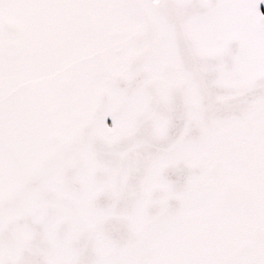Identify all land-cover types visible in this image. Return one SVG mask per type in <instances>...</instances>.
Listing matches in <instances>:
<instances>
[{"label": "snow or ice", "instance_id": "1", "mask_svg": "<svg viewBox=\"0 0 264 264\" xmlns=\"http://www.w3.org/2000/svg\"><path fill=\"white\" fill-rule=\"evenodd\" d=\"M264 0H0V264H264Z\"/></svg>", "mask_w": 264, "mask_h": 264}, {"label": "water", "instance_id": "2", "mask_svg": "<svg viewBox=\"0 0 264 264\" xmlns=\"http://www.w3.org/2000/svg\"><path fill=\"white\" fill-rule=\"evenodd\" d=\"M261 10L264 11V5H261Z\"/></svg>", "mask_w": 264, "mask_h": 264}]
</instances>
